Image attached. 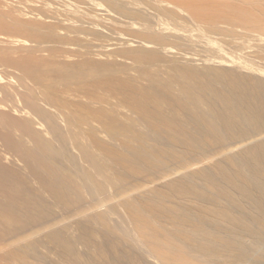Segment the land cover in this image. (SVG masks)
Masks as SVG:
<instances>
[{"label": "bare ground", "instance_id": "bare-ground-1", "mask_svg": "<svg viewBox=\"0 0 264 264\" xmlns=\"http://www.w3.org/2000/svg\"><path fill=\"white\" fill-rule=\"evenodd\" d=\"M143 1L136 0L133 5L137 18L145 8L141 5ZM147 3L149 15L155 16L154 23L163 32L169 29L166 19L177 20L187 13L211 33L254 35L264 41V0H147ZM91 5L99 13L112 17L111 10L102 3ZM147 22L150 36L166 39V33L154 32L150 18ZM138 24L135 20L132 27L139 28ZM116 29L113 35L96 16L77 8L73 0H0L1 167L8 166L5 163L16 167L18 161L31 166L40 163L37 167L42 170L37 168L39 173L35 174L39 178L37 193L57 197L60 202L54 203L63 204V210L48 217L44 214L46 219L43 217L36 224L39 228L57 225L78 212L112 211L120 202L137 218V229L151 246V253L159 258L165 254V243L176 242L181 247L189 240L195 245L198 240L202 241L198 246L201 251L216 259L230 254L233 263H248L263 248L264 234L247 225L243 231L214 234L219 231H214L218 223L212 217L213 207H207L212 210L210 217L203 209L198 212L187 203H194L195 207L202 202L199 205L202 208L204 202L213 206L220 196H226L234 203L233 208H242L241 198L247 197L261 211L259 218L264 216L263 68L249 62L254 53L245 46V54L240 51V56L228 55L219 48L222 53L213 56L185 52ZM188 32L185 35L191 37ZM210 36L209 42L214 38ZM199 45L206 49L202 40ZM9 123L14 128L11 131L17 133L12 138L7 131ZM7 136L14 139V149L7 145ZM2 194L0 198L6 193ZM45 199H39L42 207L54 204ZM1 207L0 223L9 222L13 217ZM25 233V237L18 235L25 240L30 236ZM248 234L255 235L251 243L245 239ZM0 237L4 239L2 234ZM5 247L6 244L0 243V251ZM12 251L15 250L9 253ZM20 254L18 257L23 259ZM28 258L25 257L26 261ZM257 264H264V259Z\"/></svg>", "mask_w": 264, "mask_h": 264}, {"label": "rangeland", "instance_id": "rangeland-1", "mask_svg": "<svg viewBox=\"0 0 264 264\" xmlns=\"http://www.w3.org/2000/svg\"><path fill=\"white\" fill-rule=\"evenodd\" d=\"M135 1L136 0H73L75 6L77 8H80L81 10H83L87 14L96 16L98 18V21H100L107 28L111 29L110 32L114 33L113 35L116 34L114 30L117 31V29H116V27H117V28H119L118 30H120V31H123V32H126V33H130V34H134V35H138L141 38L151 39V40L153 39V40H156V41H160L162 43H167V44H169L171 46H174L175 48H177L179 50H182V51H185V52H192V53H199V54H206V55H210L211 54L213 56L221 54L222 52L219 53V50L221 51L222 49H223L222 51H224L223 53H226L228 55L231 54L232 56H234V55L238 56V53H239V56H240V55H242V53L245 54V49H244V46H245V47L250 48L249 50H251V52L254 53V54H251L249 56V58H248L249 62L251 61L250 63L252 65H254L256 68L257 67L259 69L263 68L262 70H264V41L261 40V42H260V39H258L257 36L254 37V35H244V34H242L239 37V35H236V34L230 36L228 34H222V33L219 34V33H214V32H213L214 33L213 34V33L209 32L205 28V26H203L195 18L191 17L187 13H183L184 16H181L182 18L177 19V20H175V19L174 20L173 19H170V20L168 19L167 20L166 19L167 25L169 26V29L167 31L163 32V31H160L159 27L154 23V20L156 19L155 16L151 17V15H149L150 11L147 9L148 6H149V4L147 3V0H144L143 3L141 4V5L145 6L144 9L140 8L142 10V16L140 18L139 17L137 18L135 14L133 15V11H136V6H133ZM91 2L102 3V5L105 8L111 10L112 17L110 18V17H108V16H106L104 14L99 13L96 9L93 8V6L91 5ZM147 18L151 19L152 29L154 30V32H158V33L162 32L164 34L166 33L165 34L166 35V39L158 40V39H156V38H154V37L149 35L148 29H147V26H146V24H148ZM135 20L140 22V24H138L139 28H133L132 27V23L135 22ZM187 32L189 33V35L191 37H187L185 35ZM207 34L209 36L212 35L214 37V38L212 37L213 41H210L211 43L209 42V39H208L209 36L207 37ZM108 35L110 36V34H108ZM152 35H156V34H152ZM232 36H233V38H232ZM202 37H203V39H202ZM204 37H206V38H204ZM204 39H205V41H204ZM207 39H208V41H207ZM199 40L203 41V44L206 46L205 50H203V48L199 45ZM214 40H215L216 46L219 45V47L218 46L216 47L215 44H213ZM206 41L210 45H207ZM238 41H239V43H238ZM240 44H243V46H241ZM220 45H222V47H220ZM251 45H252L253 49H252V47H250ZM218 48H219V50H218ZM240 51H243V52L241 53ZM250 57H251V59H250ZM200 66H203V65H200ZM262 72H263L262 77L264 79V71H262ZM260 78H261V76H260ZM11 127H12V125L10 124V126H8V128H7V131H8V135H11L10 137L12 138L17 133L14 132V131H11V130L14 129L13 127L12 128ZM9 138L7 136V140L9 142L7 141L8 143L7 142L6 143H7L8 146H10V148L12 147L14 149V147H13V140L14 139L10 138L11 140H9ZM10 143H11V145H10ZM15 162H17V161L15 160ZM18 162L19 163H18L17 166L21 165L23 169L21 168V166L17 167L15 165L16 167H14V165L11 166L12 164H10V163H5V164H8V166L4 165L6 167L3 166L5 168V170H6L5 171V170H2L3 167H1V165H0V168H1L0 169V171H1L0 172V179L2 180V182L0 181V186L3 183L2 184L3 188L2 187L1 188L4 191V192L3 191H1V192L3 194L6 193L5 197L2 196L0 198V201L1 200L4 201V203L1 201L3 204L0 202V207L3 205L2 207H5V209L9 212V215H11V217H13L11 220H9V222H8V220L7 221L4 220V222L0 223L1 224L0 225V229H2V230H0V232L1 231L3 232L1 234H2V237H4V239L0 237L1 238L0 239V243H4V244L7 245V247H5L7 249L2 248L1 251H3V252L0 251V261L2 262V260H3L2 258H4L3 262L2 263L0 262L1 264H7V263L8 264H23L24 261H25L24 264H30V263L31 264H41L42 262H43L42 264H77V263L78 264H96L97 262H98V264H102V263L103 264H109V263H111V264H218L217 262H219V264H227V263H229V264H254L255 261H256V264H257V263L260 262V260H262V258L264 259V246L261 249L262 251L260 250V252H258L256 255L253 256V259L251 261H249L250 263L249 262L248 263L247 262L246 263H244V262L242 263L241 261L239 263H233L234 257L232 255L229 256L230 254H227V255L225 254V255H221L220 257L217 256V259H216V256H213L211 254H210L211 255L210 256L208 253L206 254V252L204 250L201 251L202 248L200 249L198 246L202 245V243H201L202 241L200 242V241L197 240V242H196V240H192L194 243L196 242L195 245H194L193 243L190 244L191 241L189 240L190 241L189 242L188 239H186V242L187 241L188 242L184 246L181 244L182 245L181 247H180V244H178L176 242H174L175 244L172 242V244H170V245L167 244V243L164 244L163 251L166 249L164 252H165V254L167 253L166 255H168V256H165V254L163 256L167 257L166 259H170V260L165 261L166 260L165 257L163 258V256H162V258L161 257L159 258V256L158 257L155 256V254L153 252H152L153 254L151 253V251H152L151 246L148 245V243H147L148 241L146 242L142 238L141 233L137 229V223H136L137 222V218L133 214H129L127 212V209H125L126 207L123 206L120 202H118V203H116L114 205L115 210H112V211L101 209V210H91V211L87 210V212H81L82 214L78 212L79 214L76 213V215L78 214L77 216L76 215L74 216V215L70 214V215H72V216L69 215L71 217V219H70V217H68L69 220H67L68 218L66 217L61 223H58L59 225L55 224V225H53L54 227L53 226L47 227V229H46V227H45V229L44 228H39V226L36 225L38 223V221H40L42 219L44 220V218L46 219L47 215L51 216V215H54V214L56 215L57 213H60L61 210H63V208H61V207H63V204L58 203L59 204V206H58L56 203H54V201L55 202H60L59 201L60 199H58L55 196H53V197L52 196L48 197L46 195H45L46 197L40 196L42 194L39 193L40 192V190H38V185L39 184L37 183V181H39L38 180L39 178L36 177L37 176L36 173H39L37 171L38 170L37 168L42 170L41 167H37V164L39 162L35 163V164L32 163V166L30 165L31 163L27 164V165L26 164L24 165V163H23V165H22L20 163V161H18ZM39 164H38V166H39ZM33 165L35 166V169H34ZM24 166H25V168H24ZM9 167H10V169H9ZM30 169H32V170L30 171ZM33 170H35V172ZM12 171H15V172H12ZM5 172L7 174H3ZM29 172L32 173V174H30ZM21 173H22V175H21ZM33 173H34V175H33ZM35 174H36V176H35ZM11 176L12 177L15 176L13 178L14 181H13ZM18 176H19V178H18ZM33 176H35L37 179L35 177H33ZM35 180H36V182H35ZM5 182H6V184H5ZM7 182H9L11 184H9ZM33 182H34V184H33ZM12 183H14V184H12ZM17 184H19V186ZM4 185H5V187H4ZM8 185L10 187V190H8L9 189ZM24 185L26 187H24ZM15 186L17 188L20 187V188H18V189H20V191ZM33 186H35L37 188L34 189ZM11 187H13V188H11ZM6 189L8 190V192H7ZM12 189L13 190L16 189V190L13 191ZM5 190H6V192H5ZM17 190L19 191V193H17L18 192ZM9 191H10V193H9ZM37 191H39V192L37 193ZM13 193L15 194V196L13 195ZM31 193H33V194H31ZM1 194H0V196H1ZM9 194H11V196H13V197L11 198V196H9ZM19 195H21V196L18 197ZM23 195H24V197H23ZM26 196H28L29 199ZM37 196H40V198H38ZM83 196L84 197L87 196L86 199L88 200V198H89L88 195H83ZM83 196H82L83 201H85V198ZM32 197L36 198V199L33 198L35 200V203H34V200L32 199ZM13 198H15V202H12L14 200ZM16 198L19 200V202H18V200ZM43 198L44 199L47 198V199H45L46 201L49 202L51 200L50 202L54 203V204H52V206L49 203L51 207H53V205L56 204L53 207L54 209L51 208V207H49V208L46 207L47 209L44 208V206L42 207L41 206V202H39V201L44 200ZM39 199H41V200H39ZM241 200H242V203H243V207L242 208H235V207L233 208V204L234 203L231 201V199H229L226 196H220L219 197V201L217 203H213V206H211L212 204H210L209 202H204L202 204V206L204 205L203 207H205L207 204H210L211 208H209L210 206H208V205L205 208H203V207L201 208V206H199V205L202 202L199 203L198 205L195 204V207H193L194 203L190 202V203H187V204L193 210H196L198 212H200L203 209L204 212L207 215H210V217H211V211L212 210L214 211V212L212 211V213H213L212 217H213V220L218 223V226L216 227V229L214 231H219V232H216V233L214 232V234L225 235L226 233H229L230 230H234V229H236V231H240V230L243 231V230H245V228L247 226H250L254 230L264 234V216L262 218H259V215H260L261 211L259 212V210L257 208H255V206L253 205V204H255L254 200L251 199V198H247V197H243V199L241 198ZM5 201H7V202H5ZM15 203H16V205H15ZM26 203H28V205ZM22 204H24V205H22ZM8 205H10V206L8 207ZM38 206L40 207L41 211H39L40 209H39ZM197 206L200 207L199 210H198L199 207L197 208ZM10 207L11 208L13 207V208L11 209ZM18 207H19V209H18ZM28 207H29V209H28ZM116 207L120 211L117 210ZM207 207H208V209H212V207H213V209L212 210H208ZM42 208H43V210H42ZM55 208L56 209L58 208V209L56 210ZM9 209H11L12 212H10ZM30 209H31V211H30ZM51 209H53V210H51ZM205 209H206V211H205ZM13 210H16V211H13ZM17 210H18L19 213L17 212ZM48 210H50V211H48ZM100 211H101V213H100ZM15 212L17 214H15ZM33 214H34V216H32ZM44 214L46 216H44ZM101 214H103V215H101ZM15 215L16 216L18 215V216L15 217ZM27 215H29L31 219L28 218L29 216H27ZM228 216L233 218L234 221L231 218H229ZM100 217H102V218H100ZM14 218H16L15 219L16 221L13 220ZM95 218H96V220H95ZM18 220H19V222H17ZM24 220H25V222H24ZM29 220H31V221H29ZM83 220H85V221H83ZM103 220H106V221H103ZM14 221H15V223H14ZM76 221H78V222H76ZM6 222H7V224H3V223H6ZM32 222L35 225H33ZM64 222H66L67 224L64 223ZM69 222H71L72 224L69 223ZM17 223L20 224V225H18ZM24 223H25L26 226H24ZM28 224L31 225V226H29ZM2 225H4L5 227L2 226ZM33 226L34 227L36 226V228H38V229L35 230V228ZM70 226L72 227V229H71ZM28 227L30 229H33V231H37L38 232L39 229L41 231L42 230L43 231L42 232L39 231L38 234H37V232L35 234V232L31 231V234L34 233V234H32L34 236H32L29 233L30 229ZM54 228H56V229H54ZM67 228H68V230H66ZM19 229H21V231ZM50 230H51V232H50ZM7 231L8 232L10 231V232L8 233ZM24 232H26L25 233L26 235H27V233H29L31 237L27 236V238L28 237L29 238L28 239L25 238V240H24L23 237H22V236L25 237V235H23ZM52 232H53V234L54 233H56V234H54V236H52L53 235ZM57 232L60 233V234H58ZM48 233H50L51 236ZM1 234H0V236H1ZM18 234L19 235L22 234V236H21L22 238L19 237ZM252 234H254V232ZM56 235H57V237H56ZM63 235H64V237H62ZM17 236L20 239H22V240L18 241L19 238ZM38 236L42 237V238L39 239ZM184 236H187V234L183 235V237ZM8 237L11 238V239H9ZM54 237H56V238L54 239ZM65 237H67V239ZM253 237H255V235L253 236V235H249L248 234V235L245 236V239L248 238L249 240L247 239L246 241H249V243H251V242H253L252 240L255 239ZM6 239L11 240V241L13 239V240H15L17 242H15V241L11 242V241H8ZM26 239H27L28 242L26 241ZM60 239H61V241H60ZM29 243H31L33 245L31 246V245H29ZM41 243L45 244V245H41ZM17 244H19L20 246L17 245ZM28 245H29V248H27ZM34 245L36 247V250H35ZM46 246H48V247H46ZM11 247H12L11 250L14 249L16 251V252L14 251L15 253L13 251H12V253H9V251H11L10 250ZM22 247H24V248L26 247L27 250L26 249L24 250ZM72 247H74L76 249H74ZM115 247H116V249H115ZM19 248H20V250H18ZM17 250L19 251V254L22 252L20 255L24 256L23 259L21 257H18L19 254H18ZM44 250H45V252H43ZM115 250H116V252H114ZM172 250H173V253L171 252ZM67 251H69V252H67ZM2 253H3V257H2ZM23 253L25 255H27L31 260L28 258L29 260L27 259V261H26L25 257L27 258V256H25ZM170 253H172V254H170ZM15 254H18V256L15 255ZM80 254H81V256L82 255L83 256L81 257ZM261 254H263V255H261ZM12 255L14 256V258L12 257ZM72 255H75V256H72ZM169 255H170V257H169ZM76 256H77V258H76ZM212 256L214 257V260L216 259V261L213 260ZM227 256H229V257H227ZM256 257L258 258L259 261H257ZM35 259L38 260V261L36 262ZM218 259H221V260L217 261ZM32 260H35V262L34 261L32 262ZM162 260H164V261H162ZM221 261H222V263H221Z\"/></svg>", "mask_w": 264, "mask_h": 264}]
</instances>
